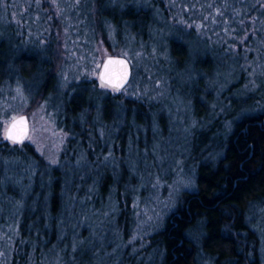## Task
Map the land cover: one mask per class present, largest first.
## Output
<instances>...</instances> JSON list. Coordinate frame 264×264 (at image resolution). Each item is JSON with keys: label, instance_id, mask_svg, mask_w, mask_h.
Instances as JSON below:
<instances>
[{"label": "trees", "instance_id": "trees-1", "mask_svg": "<svg viewBox=\"0 0 264 264\" xmlns=\"http://www.w3.org/2000/svg\"><path fill=\"white\" fill-rule=\"evenodd\" d=\"M165 3L0 0V88L21 82L31 104L58 97V128L68 136L55 166L25 141L0 143V264H126L122 257L117 261L109 245V223L95 224L94 218L104 214L110 191L115 193L110 212L115 222L129 213L116 198L130 193L126 187L135 185L141 165L135 166L134 159L127 163V147L147 154L148 172L153 165L150 123L155 120L157 130L165 133L163 116L152 118L155 112L141 100L119 101L85 81L56 89L62 68L61 33L52 36L60 32L56 7L67 9L107 45L112 33L119 44L128 35L136 44L165 51L177 74L191 52L205 48L197 44L195 49L192 23L174 19ZM201 55L197 72H211L214 57ZM194 106L197 109L195 101ZM109 107L112 116L105 113ZM256 111L238 116L236 122L231 119L234 127L226 142L220 140L216 122L201 125L197 111L200 127L187 144L195 172L193 189L179 194L164 226L129 264H148L151 255L154 260L160 257L156 264H199L200 256L212 264H264L257 233L247 222L251 207L264 212V110ZM101 129L111 133L114 144L105 159L108 150H101L97 139ZM142 134L147 143L141 142ZM218 150L221 157L208 160ZM77 151L79 159L72 155Z\"/></svg>", "mask_w": 264, "mask_h": 264}, {"label": "rangeland", "instance_id": "rangeland-1", "mask_svg": "<svg viewBox=\"0 0 264 264\" xmlns=\"http://www.w3.org/2000/svg\"><path fill=\"white\" fill-rule=\"evenodd\" d=\"M164 1L174 19L192 23L195 49L197 44L205 48L191 52L177 74L173 70L174 61L165 51L156 52L136 44L128 35L124 36V43L119 44L112 33L107 45L67 9L59 10L58 5L56 16L60 19V32L51 33L52 36L61 33L62 38V68L56 89L63 91L73 83L85 81L111 97H118L119 101L141 100L155 112L152 118L159 114L163 116L165 133L157 130L155 120L150 123L153 165L148 172L147 154L127 147V163L134 159L135 166L141 165L135 185L126 187L130 193L124 191L116 198L129 213L123 220L115 222L110 213L114 208L115 193L110 191L104 200V214L94 218L95 224L102 220L109 223L108 229L112 230L109 245L117 261L122 257L126 264L129 259L141 257L149 245L150 236L164 226L179 194L193 189L195 172L188 160L187 144L200 127L197 116L201 115L204 127L216 122L218 136L226 142V136L234 127L232 120L236 122L238 116H252L257 113L256 109L264 110V3L261 0ZM14 17L13 13V20ZM50 32V29L46 31L45 37ZM206 53L214 57L213 67L211 72L199 74L195 67L199 66V55L203 57ZM111 56L124 57L131 66L132 79L121 91L102 86L99 80L101 65ZM189 97L194 100L191 102ZM57 100L55 97L31 104L21 82L5 84L0 88V143H5L4 131L12 119L26 115L28 134L25 143L33 146L48 163L58 165L68 136L58 128L59 110L54 104ZM107 110L106 115L115 114L112 107ZM140 137L142 143H147L144 134ZM97 139L99 148L105 150L106 146L108 150L105 159L114 146L111 133L98 130ZM72 155L77 159L80 157L78 151ZM220 157V150L215 156H207L211 161ZM6 164L13 166L15 163L7 161ZM247 215L249 226L259 238L260 256L264 257V212L253 206ZM153 257L156 256L147 257L146 263L156 264V260L159 263L160 257L156 260ZM198 261L199 264H212L202 256Z\"/></svg>", "mask_w": 264, "mask_h": 264}, {"label": "snow or ice", "instance_id": "snow-or-ice-1", "mask_svg": "<svg viewBox=\"0 0 264 264\" xmlns=\"http://www.w3.org/2000/svg\"><path fill=\"white\" fill-rule=\"evenodd\" d=\"M112 65H121L125 69L124 71H118L112 68ZM127 78L126 66L123 61H114L109 59L103 66V71L99 76L102 86L108 85L115 90H119L123 87V84ZM27 135L26 120L21 117L19 119L13 118L10 124L4 131L5 139L12 141L13 143H20Z\"/></svg>", "mask_w": 264, "mask_h": 264}, {"label": "water", "instance_id": "water-1", "mask_svg": "<svg viewBox=\"0 0 264 264\" xmlns=\"http://www.w3.org/2000/svg\"><path fill=\"white\" fill-rule=\"evenodd\" d=\"M109 59L114 60V61H123V62H124V65L126 66L127 78H126V80H125V82H124V84H123V87L120 88V89H122V88H124V87L128 84V82H129V80H130V78H131V66H130V63H129V61H128L126 58H124V57H119V56H111V57H107V58L103 61L102 65H101V69H100L99 76H100V74H101L102 71H103V66H104V64L107 63V61H108ZM111 67L114 68V69H116V70H118V71H124V70H125V69L123 68V66H121V65H112ZM99 80H100V79H99ZM120 89H119V90H120ZM21 117H22V116H21ZM21 117H18V118H16V119H19V118H21ZM23 118L26 120L25 117H23ZM26 124H27V134H28V122H27V120H26ZM26 138H27V135H26L25 138L22 140V142L25 141ZM6 140H7V139H6ZM20 143H21V142H20Z\"/></svg>", "mask_w": 264, "mask_h": 264}, {"label": "flooded vegetation", "instance_id": "flooded-vegetation-1", "mask_svg": "<svg viewBox=\"0 0 264 264\" xmlns=\"http://www.w3.org/2000/svg\"><path fill=\"white\" fill-rule=\"evenodd\" d=\"M131 77H132V71H131ZM130 79H131V78H130ZM129 83H130V80H129L128 84H129ZM128 84H127V85H128ZM127 85H126V86H127ZM106 86H107L108 88H110L111 90H115V89H113L112 87H110V86H108V85H106ZM126 86H125V87H126ZM125 87H124V88H125ZM124 88H122V89H120V90H115V91H121V90H123ZM184 207H185V209H187V205H186V204L184 205ZM182 217H183V215H182ZM182 217L180 216V218H182Z\"/></svg>", "mask_w": 264, "mask_h": 264}]
</instances>
